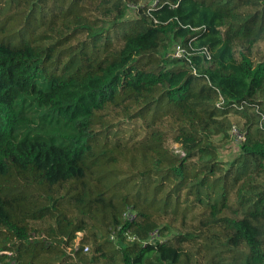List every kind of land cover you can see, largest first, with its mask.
<instances>
[{"label": "trees", "instance_id": "1", "mask_svg": "<svg viewBox=\"0 0 264 264\" xmlns=\"http://www.w3.org/2000/svg\"><path fill=\"white\" fill-rule=\"evenodd\" d=\"M141 1L0 0V264H264V0Z\"/></svg>", "mask_w": 264, "mask_h": 264}, {"label": "built area", "instance_id": "2", "mask_svg": "<svg viewBox=\"0 0 264 264\" xmlns=\"http://www.w3.org/2000/svg\"><path fill=\"white\" fill-rule=\"evenodd\" d=\"M157 2V1H156ZM155 2V4H156ZM194 48L191 42H188L186 45H184L183 43H176L175 45V49L172 53V57H176V58H184L187 56H190L193 52ZM201 52L203 53V55L207 58L210 59L211 58V53L210 51L205 47L203 50H201ZM196 71V70H195ZM231 135H233L235 137L236 140H243L245 138L244 133L241 132L236 125H234L231 129ZM178 145H176L175 147H177ZM82 232V231H80ZM150 241H156L157 239H159L158 237V233L157 231H154L151 236H150Z\"/></svg>", "mask_w": 264, "mask_h": 264}, {"label": "rangeland", "instance_id": "3", "mask_svg": "<svg viewBox=\"0 0 264 264\" xmlns=\"http://www.w3.org/2000/svg\"><path fill=\"white\" fill-rule=\"evenodd\" d=\"M156 1L157 0H142L141 2L142 3L152 2L153 4H155ZM133 14H134V11L131 10L129 12V15H133ZM176 43H182V40L179 39V40L172 41V42L168 43V47H169L168 55L169 56L172 55V53H173V51L175 49ZM232 137H233V135H232ZM237 149H238V144H237V141L235 140V138L233 137V140L230 143V145L228 147H226V148H223L221 150L220 154H221V156L223 158L229 159V158L234 157V155L238 152ZM83 234H84V231L77 233V235H76V237H77L76 238V240H77L76 245H78V242H79L78 240L82 238Z\"/></svg>", "mask_w": 264, "mask_h": 264}]
</instances>
